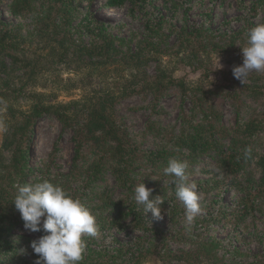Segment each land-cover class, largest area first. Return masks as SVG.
<instances>
[{
	"label": "rangeland",
	"instance_id": "374dc122",
	"mask_svg": "<svg viewBox=\"0 0 264 264\" xmlns=\"http://www.w3.org/2000/svg\"><path fill=\"white\" fill-rule=\"evenodd\" d=\"M0 1V19L23 37L22 52L35 53L42 62L39 77L30 83L36 91L51 94L49 100L69 101L86 100L93 87L113 90L116 97L111 109L119 128L140 151L160 152L155 160L144 159L143 153L133 157L127 167L128 178L121 182L125 176L119 178L112 171L108 155L102 156L97 165H92V146H83L76 155L72 129L47 114L37 118L21 142L18 137L8 138L7 131H0V163L3 157L12 171L13 160L20 159L11 176L14 186L48 179L63 182L71 189L85 185L88 188L81 194L77 192V199L88 209L101 203L94 193L104 190L129 200L140 183L153 190L152 197H162L160 219H154L151 212L145 214L143 206L133 199L135 211L139 212L137 218L147 227L145 231L133 229L129 218L119 221L121 227H101L96 222L97 235L84 239L85 235L83 239L94 250L92 256L100 255L101 264H124L120 260L129 244L141 251L137 264H264V185L259 193L245 196L260 175L256 165L264 155V130L247 138L251 153L237 180L226 175L218 160L220 153L229 151L236 124L253 116L264 122V72L250 73L245 84L233 76V68L243 63L242 48L247 46L248 30L264 25V6L256 0H125L121 4L71 0L66 11L57 16L60 21L66 19V26L62 21V27L57 28L61 34L67 32L63 46L87 42L95 22L123 38V50L132 48L141 38L146 19L154 20L159 31L158 52L147 56L140 68H129L126 62H107L98 67L99 78L95 76L92 84H83L76 80L82 71L70 69L71 60L60 54V47L54 46L57 51L51 52L55 37L45 34L48 29L43 10L36 17L14 15L10 0ZM200 32L219 44L232 39L234 44L226 46V54L202 53L195 45ZM194 51H198L197 58ZM161 72L169 78L183 79V94L178 82L162 91L142 89L143 81ZM255 78L260 80L256 81L260 88L257 98L243 88ZM49 87L54 88L52 93ZM6 120L5 114L0 115V121L6 124ZM194 128L207 142L189 153L186 143ZM200 152L209 156H200ZM170 159L186 162L187 183L197 185L201 212L191 225L176 197L173 178L163 172ZM14 216L17 220L9 226L8 234L38 238L36 232L25 229L18 210ZM17 253L13 248L3 251L0 264H16V258L11 257ZM112 255L122 257L112 261Z\"/></svg>",
	"mask_w": 264,
	"mask_h": 264
},
{
	"label": "trees",
	"instance_id": "16d2710c",
	"mask_svg": "<svg viewBox=\"0 0 264 264\" xmlns=\"http://www.w3.org/2000/svg\"><path fill=\"white\" fill-rule=\"evenodd\" d=\"M109 1L121 4L125 0ZM71 2V0H10L9 8L14 15L28 14L35 17L37 13H41L43 10V18L46 20L48 29V33L45 34L55 37L56 44L51 45L50 50L55 52V50L57 51L55 48L60 47V54L67 61L71 60L69 62L72 66L70 69L75 72L82 71L81 77L76 79L77 81H81L83 84L86 82L92 84V78L99 75L98 67L107 62H126L130 64L129 68L138 69L147 60V56L158 52V40L156 38L159 31L156 26L157 23L152 19L145 20L141 38L138 39L132 48L126 47L123 50L122 41L124 39H120L105 31L103 24L96 26L97 22L92 23L87 42L73 46H63V39L67 32L64 30V33L61 34L57 28L62 27V21V24L66 26V19L60 21L57 16L59 12L63 13L66 11L68 4ZM256 2L264 6V0H256ZM88 24L90 26L91 23L89 22ZM22 39L23 37L18 31L7 26L0 19V115L5 114L7 118L5 125L8 138L18 137L21 142L30 134L37 118L52 114L63 126H68L72 129L76 155L85 145L93 147L95 159H93L92 165H97L99 160L103 159L102 156L108 155L112 159L110 163V165H113L112 171L117 172L119 178L123 175L125 176L123 179L121 177V182H126L128 178L127 167L130 165L132 158L139 153H143L141 156L144 159L152 158V160H155L160 152L140 151L138 147L132 145L126 133L117 125L111 109V103L116 97L113 90L90 88L89 85L88 87L83 86V88H90L86 100L70 99L69 101L49 100L51 94L36 91V86L30 83L32 81L35 82L39 77L38 66L42 62L35 53L31 55L22 52L20 47ZM196 39L195 45L202 53L216 52L226 54L228 51L226 46H233L234 44V39L225 42L223 45L213 40H208V35L204 32L197 34ZM193 54L197 58L198 51H194ZM167 77L168 75L163 72L157 75H150L148 79L143 81L145 82V87L142 89L147 88V90H150L153 88L154 90L162 91L178 82L179 90L183 94L185 91L183 79ZM256 81L260 80L257 78L252 79V84L243 86L247 90V94L254 98L259 97L260 94V88L256 86ZM261 86L263 87V85ZM49 91L52 93L54 88L49 87ZM201 93L205 92L201 90ZM2 111H4V114L1 113ZM259 130H264V122L259 118L257 119L256 116L236 124L233 138H231V142L228 145L229 151L219 154V166L225 170L226 175L232 181L237 180L239 171L245 168V165L242 164L245 161V149L249 148V140L247 141V138L250 135L253 136ZM205 138L194 128L186 143L189 153L203 146L207 142ZM237 143H239L238 147H236ZM198 154H201L200 156H209L208 153L200 152ZM249 156L250 154L247 157ZM19 162L20 159L13 160L15 165L11 167L12 171L9 169L11 165L5 164L3 157L0 163V167H2L0 169V253L3 251L7 252V250L13 248L15 252H18L16 256L12 255L11 257V259L13 257L16 258V264H36L38 257L34 254L30 245L32 241L38 240L43 233L36 232L38 235L37 239L23 235L13 236L7 233L9 226L17 220L14 216L17 210L13 203L17 187L13 185L11 176L17 170ZM257 164L256 170L260 173L259 178L256 181V186L245 193V196H248L249 193L255 195L263 188L264 155L259 157ZM5 167H8L6 171ZM6 176L9 179L8 181H5ZM48 181L63 187L69 195L76 199L79 196L78 193L81 194L84 189L88 188V186L83 185L80 188L71 189L69 185L63 182H57L54 179H48ZM94 194L98 196L101 203L89 210L97 219V224L101 223V227H121L119 221L129 218L130 222H133L132 228L137 230V232L147 229L141 218H137L139 212L135 211L136 206L133 203V199L115 197L111 192L104 190ZM171 194H173L172 190L169 191V195ZM17 218L21 220L19 215H17ZM88 238L92 237L87 235L84 237V239ZM13 243L16 245L14 246ZM86 243L83 259L79 264H101L100 255L92 256L91 252L94 250L88 247L90 245L89 242ZM125 253L122 260H120L121 263H138L141 256L139 249L129 244V248H127ZM117 257L122 256L117 255ZM117 257L112 255V261Z\"/></svg>",
	"mask_w": 264,
	"mask_h": 264
},
{
	"label": "clouds",
	"instance_id": "9594fccd",
	"mask_svg": "<svg viewBox=\"0 0 264 264\" xmlns=\"http://www.w3.org/2000/svg\"><path fill=\"white\" fill-rule=\"evenodd\" d=\"M243 63L233 68V76L245 84L252 72H264V25L248 30L247 46L242 48ZM0 131H7L0 121ZM251 149H245V158ZM186 162L170 159L163 169L176 186V197L185 208L189 225L201 212L200 196L196 183H187ZM153 190L143 183L134 189L133 199L143 206L145 214L151 212L154 219L161 217L163 199L152 197ZM16 210L30 232H42L31 248L38 259L36 264H79L83 259L86 243L83 237H95L98 233L95 216L79 199L69 195L61 186L48 180L18 186L13 201Z\"/></svg>",
	"mask_w": 264,
	"mask_h": 264
},
{
	"label": "bare ground",
	"instance_id": "6f19581e",
	"mask_svg": "<svg viewBox=\"0 0 264 264\" xmlns=\"http://www.w3.org/2000/svg\"><path fill=\"white\" fill-rule=\"evenodd\" d=\"M39 140V139H38ZM39 145H40V142H38V147H39ZM41 149V148H40ZM38 151V150H37Z\"/></svg>",
	"mask_w": 264,
	"mask_h": 264
}]
</instances>
